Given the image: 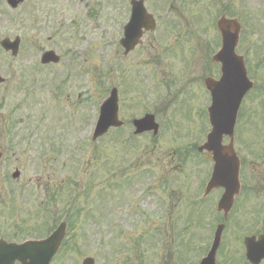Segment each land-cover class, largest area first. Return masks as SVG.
<instances>
[{
	"label": "rangeland",
	"instance_id": "rangeland-1",
	"mask_svg": "<svg viewBox=\"0 0 264 264\" xmlns=\"http://www.w3.org/2000/svg\"><path fill=\"white\" fill-rule=\"evenodd\" d=\"M169 1L145 0L157 27L124 55L119 41L130 0H25L15 10L0 0V40L22 38L16 58L0 47V77L5 79L0 84L1 233L11 237L23 220L27 227L34 225L53 197L52 221L66 198L76 197L74 206L82 209V217L69 232L71 249L65 247L54 264H81L87 256L95 264H194L209 245L222 190L213 191L209 203L196 201L209 175V161L204 153L188 155L186 143L195 138L202 144L210 130L199 112L208 102L203 77L218 70L207 59L216 49L214 25L221 13L242 18L238 51L249 55L256 79L250 78L264 85V0H172V11L164 15ZM74 19H82L81 28ZM46 49L61 57L51 69L35 66ZM189 63L194 67L191 78L186 77ZM165 82L171 84V90L164 86L166 92ZM113 86L121 89L119 115L126 126L94 141L98 107L93 100L99 93L106 97ZM174 89L177 95L159 111L158 98ZM191 108L197 113L191 115ZM154 111L158 134L128 139L133 131L129 122ZM242 111L235 146L246 159L247 187L255 189L237 200L229 220L235 226L224 231L220 264H244V235L255 232L251 224L264 215V89L247 96ZM16 169L21 175L12 179ZM168 177L174 192L164 190ZM12 192L15 196H9ZM13 198L11 215L4 203ZM193 206L204 209L203 215L192 211ZM163 231L167 237L161 236Z\"/></svg>",
	"mask_w": 264,
	"mask_h": 264
},
{
	"label": "water",
	"instance_id": "water-1",
	"mask_svg": "<svg viewBox=\"0 0 264 264\" xmlns=\"http://www.w3.org/2000/svg\"><path fill=\"white\" fill-rule=\"evenodd\" d=\"M8 2L15 7L19 0H8ZM142 3V2H141ZM141 3L134 2V14L131 19V22L128 24L125 34L126 38L123 40V44L126 46L127 51L133 48L142 34V27L153 28L154 22L151 20V17L146 14L145 9ZM218 27L222 33L223 37V50L215 56V60H222L225 65H223V77L220 82H215L210 78L207 84L210 85V89L215 91V101L212 106L211 121L213 122L214 134L210 136V140H213V143L210 141L211 148L214 149L216 167L213 175L211 188L219 185L225 186L227 189L226 193L222 198V202L227 200L228 203L231 202V198L238 191L237 186V160L233 154L232 147H221L220 143H217V138L220 141L221 134L223 133H232V126L235 118V113L237 106L239 104V98L243 94L246 88L251 87V83L247 82L244 78V66L240 58L234 54V47L238 41V31L239 26L235 20H228L224 16L218 21ZM2 45L6 49L16 50L18 46V41L10 42L9 40H4ZM54 59L50 53H47L44 56L46 59ZM210 82V83H209ZM113 102H108L105 116L103 117V122L100 127L99 133L102 134L107 131L109 126L120 125V122L117 120L116 110L113 109ZM214 112V115H213ZM138 126L139 131L144 129L156 128L152 120L142 119L135 122ZM216 140V142H215ZM208 144V145H209ZM207 145V146H208ZM61 232L56 233L49 241L54 247L53 252L57 249L56 246L59 242ZM220 238V233L218 232L216 244H218ZM262 247H258L255 253L262 256L263 251ZM52 253L40 258L37 262L33 261L32 264H48ZM36 259V256L33 257ZM27 264V262H23ZM31 264V263H28ZM84 264H93V261L87 259Z\"/></svg>",
	"mask_w": 264,
	"mask_h": 264
}]
</instances>
